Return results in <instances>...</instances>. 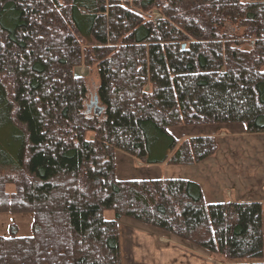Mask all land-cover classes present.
I'll return each mask as SVG.
<instances>
[{
	"label": "trees",
	"instance_id": "1",
	"mask_svg": "<svg viewBox=\"0 0 264 264\" xmlns=\"http://www.w3.org/2000/svg\"><path fill=\"white\" fill-rule=\"evenodd\" d=\"M81 65L98 72L92 97ZM220 124L264 133V0H0V213L33 223L0 236V264H121V218L264 264L261 202L117 178V150L146 165L208 159L215 136L170 129Z\"/></svg>",
	"mask_w": 264,
	"mask_h": 264
},
{
	"label": "crops",
	"instance_id": "2",
	"mask_svg": "<svg viewBox=\"0 0 264 264\" xmlns=\"http://www.w3.org/2000/svg\"><path fill=\"white\" fill-rule=\"evenodd\" d=\"M220 126L228 127L227 130L238 132L245 138L241 142L224 141L216 132H213L214 134L203 132L205 128L202 125L189 126L179 135L173 133L171 128V134L179 140L197 135H215L218 145L216 155L196 165H147L145 168L150 172H145L136 170L132 165L133 158L117 150L115 152L117 178L190 179L200 185L205 203L259 201L264 206L262 199L264 197V133L254 135L247 133L244 124L212 125L218 129ZM226 136L228 139L229 136ZM239 143L241 148H249L240 156L233 155L232 152L238 149ZM118 158L124 163L121 164ZM119 242L121 264H225L223 259L210 254L207 250L161 230L121 233Z\"/></svg>",
	"mask_w": 264,
	"mask_h": 264
},
{
	"label": "rangeland",
	"instance_id": "3",
	"mask_svg": "<svg viewBox=\"0 0 264 264\" xmlns=\"http://www.w3.org/2000/svg\"><path fill=\"white\" fill-rule=\"evenodd\" d=\"M130 1H132V0H130ZM152 16L154 17L153 19H157L158 17H160L161 15L159 13V10H155L152 13ZM242 32H243V29L241 27H238L237 34L239 35ZM73 71H74V74L76 77H78V78L81 77L85 80L87 87H88L89 94H91V97H92L94 95V91H95V89L99 83L98 82V72H97L96 68L92 67L90 69L89 67L81 65V66L75 68ZM202 126H204V128H205V129H203V132H206V133L210 132L212 134H214L213 132H216L219 135V137L223 138L224 141L241 142L243 140V138H245L244 136H242L238 132H235L233 130H231V131L227 130L228 127H225V126L224 127L220 126V129L214 128V127H212V125H208V126L202 125ZM187 127H189V126H185V127L177 126V127H174L172 129V132L179 135L181 133H184L185 128H187ZM254 134H258V133H254ZM226 135L229 136L228 139H227ZM186 138H188V137H186ZM181 140H184V139H181ZM238 145H239L238 149H236L232 152L233 155L240 156V155H242L244 150L247 151L249 148V147L247 148L245 145H243L244 147H246L243 149V148H241L240 143ZM215 155H216V153L212 156H209V157H214ZM128 156L132 157L131 155H127V157ZM132 158H133L132 165H134L133 167L136 168V170H138V171L142 170L145 172L147 171L145 168V166H147V165L145 163L135 159L134 157H132ZM118 161L119 162L121 161V164L124 163V161H122L119 158H118ZM164 164L170 165L168 163H164ZM194 165H196V164H194ZM170 166H173V165H170ZM126 167H129V165H126ZM147 172H150V170H148ZM262 199H264V197ZM263 211H264V206H263ZM104 216L108 220L112 219L113 218V212L111 210H108L107 212H105ZM263 221H264V217H263ZM32 225H33L32 215L30 213H28V214L22 213V212L0 213V236H6L7 234H9L11 227H12V230L16 231L18 235L27 236L31 233ZM118 230H119V234H121V233H132V232L155 231V230H159V229L150 228L149 226H147L145 224H141V223H139L133 219L130 220L128 218H121L120 221L118 222ZM263 258H264V256H263ZM225 264H226V262H225Z\"/></svg>",
	"mask_w": 264,
	"mask_h": 264
},
{
	"label": "water",
	"instance_id": "4",
	"mask_svg": "<svg viewBox=\"0 0 264 264\" xmlns=\"http://www.w3.org/2000/svg\"><path fill=\"white\" fill-rule=\"evenodd\" d=\"M92 107H94L93 109L96 110L97 114H99L101 112V108L97 105V97L94 98V100L92 101V103H90L87 107V112L91 111Z\"/></svg>",
	"mask_w": 264,
	"mask_h": 264
}]
</instances>
